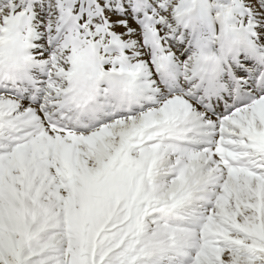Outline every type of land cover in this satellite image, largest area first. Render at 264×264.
<instances>
[{
	"label": "snow or ice",
	"instance_id": "1",
	"mask_svg": "<svg viewBox=\"0 0 264 264\" xmlns=\"http://www.w3.org/2000/svg\"><path fill=\"white\" fill-rule=\"evenodd\" d=\"M19 56L0 264H264V0H0Z\"/></svg>",
	"mask_w": 264,
	"mask_h": 264
},
{
	"label": "clouds",
	"instance_id": "2",
	"mask_svg": "<svg viewBox=\"0 0 264 264\" xmlns=\"http://www.w3.org/2000/svg\"><path fill=\"white\" fill-rule=\"evenodd\" d=\"M225 47H231L232 37L225 35L223 37ZM27 61L22 57L8 59L3 66H0V79H11L21 74L26 68Z\"/></svg>",
	"mask_w": 264,
	"mask_h": 264
}]
</instances>
